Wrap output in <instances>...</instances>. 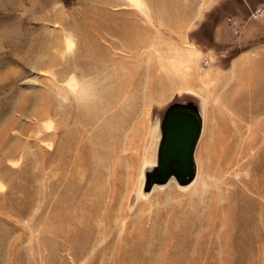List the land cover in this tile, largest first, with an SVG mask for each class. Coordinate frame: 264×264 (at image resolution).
<instances>
[{
	"label": "rangeland",
	"instance_id": "374dc122",
	"mask_svg": "<svg viewBox=\"0 0 264 264\" xmlns=\"http://www.w3.org/2000/svg\"><path fill=\"white\" fill-rule=\"evenodd\" d=\"M226 4L0 0V264H264L246 254L264 244V116L242 115L238 54L212 44ZM119 26L144 32L149 61L115 63ZM175 103L200 114L195 176L146 192ZM210 222L243 240L194 262Z\"/></svg>",
	"mask_w": 264,
	"mask_h": 264
},
{
	"label": "crops",
	"instance_id": "0c3cea01",
	"mask_svg": "<svg viewBox=\"0 0 264 264\" xmlns=\"http://www.w3.org/2000/svg\"><path fill=\"white\" fill-rule=\"evenodd\" d=\"M226 2L228 8L221 9L220 18L216 20L212 29L211 41L216 47L226 51L234 50L238 54L231 61L238 89H241L237 97L245 99L243 103L246 106H249L250 101L253 102L249 108L242 105V115L245 114L247 118L263 117L264 11L261 13L256 11L264 8V0H259L257 5L263 3L259 7H252L251 0Z\"/></svg>",
	"mask_w": 264,
	"mask_h": 264
},
{
	"label": "water",
	"instance_id": "95a60500",
	"mask_svg": "<svg viewBox=\"0 0 264 264\" xmlns=\"http://www.w3.org/2000/svg\"><path fill=\"white\" fill-rule=\"evenodd\" d=\"M160 130L157 162L151 174L146 176V192L154 184L164 185L171 179L186 186L195 176L194 152L201 132L197 109L182 107L165 113Z\"/></svg>",
	"mask_w": 264,
	"mask_h": 264
},
{
	"label": "bare ground",
	"instance_id": "6f19581e",
	"mask_svg": "<svg viewBox=\"0 0 264 264\" xmlns=\"http://www.w3.org/2000/svg\"><path fill=\"white\" fill-rule=\"evenodd\" d=\"M136 1V0H135ZM139 2V1H138ZM109 33L111 34V35H113V37H114V40L112 41V47L113 48H115V49H117V48H119L120 47V49L121 50H124V51H126L128 54H130V56L129 55H124L125 57H120L119 58V60L118 61H116L115 63L116 64H118V65H120L121 67H123V68H125L124 66H127L128 68H130L131 69V65H132V63H133V60L134 59H138V61H145V58L147 59V61H149V59H150V53H151V51L150 52H148V53H145L144 54V52H140V50L142 49V48H144V47H146V45H147V41H148V39L149 38H143V40L141 39V35L142 34H144V32H141V31H139V30H134V32L133 33H127V32H124V30H123V26H119V27H115L114 29L113 28H110V31H109ZM157 38L155 37V38H153V40H152V42L149 44V46L151 47V48H156V47H158L159 45H158V42H156L155 40H156ZM141 40V41H140ZM146 44V45H145ZM144 45V46H143ZM153 50V49H152ZM156 50V49H155ZM179 51V50H178ZM125 52V53H126ZM156 52V51H155ZM154 52V53H155ZM174 54H176V53H174ZM198 54V53H197ZM133 55H135V56H133ZM115 56V55H114ZM143 56L145 57V58H143ZM154 56H156V55H154ZM164 56V55H163ZM178 57V56H177ZM190 57V56H189ZM181 58V57H180ZM179 58V59H180ZM183 58V57H182ZM102 59V58H101ZM160 59V58H159ZM103 60H105V58H103ZM102 60V61H103ZM111 60H112V58H111ZM157 60H158V58H157ZM114 61H115V58H114ZM113 60H112V63L114 62ZM137 62V61H136ZM97 63V62H96ZM99 65V64H98ZM239 66V65H238ZM178 67V66H177ZM173 68V67H172ZM122 71V69H120V71L119 72H121ZM128 72H129V70H128ZM222 86L219 88V92H221L222 91ZM226 89V88H225ZM209 96V95H208ZM224 106H225V104H224ZM227 109V108H226ZM232 112V111H231ZM240 114V113H239ZM237 133V132H236ZM172 180V179H171ZM171 180H169V181H171ZM193 181V180H192ZM192 182H190L189 184H191ZM188 184V185H189ZM188 185H186V187L185 186H182V187H180V189L181 190H185V189H187V186ZM179 186H181V185H179ZM233 194V193H232ZM257 194V193H256ZM231 195V193L230 194H228V195H223V198H224V206L226 207V211H227V213L228 214H231L232 216H234L233 215V212H235V210H233V206L232 205H230V201H229V199L230 198H232V196H230ZM258 196V195H257ZM256 195H254L253 194V197L252 198H256L257 197ZM259 196L260 197H263V195H261L260 193H259ZM221 197V196H220ZM233 197H235V199L233 198V203L235 204V203H237V201H238V198H236V196H233ZM232 203V204H233ZM233 204V205H234ZM238 205L239 204H235V208H237L238 207ZM225 211V212H226ZM217 215V213H215V216ZM247 216V215H246ZM235 217H230V220L231 221H233V220H235L234 219ZM254 218V217H253ZM252 218V219H253ZM229 223V222H228ZM210 224H212V226H211V229L209 230V232H207V235H206V237H205V239H203V241L201 242V244H200V247H199V249H198V253L196 254L197 255V257L196 258H193V260H194V262H195V260L198 258V257H206V258H208V257H210V256H214V255H219V256H221L222 258H226V257H229V256H232V255H234V253H235V249H234V246H233V244L235 243V242H237V241H239V240H243V239H234L233 240V234L236 232V229L234 228V227H232V224H231V222L226 226V228L223 230L224 232H223V234H221V239H220V241L218 242V240H217V234H214L213 233V229H214V224L212 223V222H210ZM242 233H243V230H242ZM240 235V234H239ZM238 235V236H239ZM244 240H248L247 238L246 239H244ZM250 240V242H251V244L253 243V241L251 240V239H249ZM251 244H250V248H249V250L247 251V255H248V258H254L255 256H257V257H262V256H264V244H263V246L261 247V248H258L257 250H254L252 247H251ZM237 248H242V249H244L243 248V244H241L240 246H237ZM165 255L167 256V255H169V254H171V253H173V250H172V248H171V246H167V248H165ZM217 251H218V253H217ZM187 255H182L181 257H186ZM236 256V255H235Z\"/></svg>",
	"mask_w": 264,
	"mask_h": 264
},
{
	"label": "flooded vegetation",
	"instance_id": "af4514ba",
	"mask_svg": "<svg viewBox=\"0 0 264 264\" xmlns=\"http://www.w3.org/2000/svg\"><path fill=\"white\" fill-rule=\"evenodd\" d=\"M173 107H170L167 109V111L165 113H172L174 112L176 109H179V108H187V109H194L195 107H193L192 105L190 104H186V103H175L174 105H172ZM165 115V114H164ZM164 118V117H163Z\"/></svg>",
	"mask_w": 264,
	"mask_h": 264
},
{
	"label": "built area",
	"instance_id": "2783aa9c",
	"mask_svg": "<svg viewBox=\"0 0 264 264\" xmlns=\"http://www.w3.org/2000/svg\"><path fill=\"white\" fill-rule=\"evenodd\" d=\"M262 11H264V8L258 9L256 12L261 13Z\"/></svg>",
	"mask_w": 264,
	"mask_h": 264
}]
</instances>
